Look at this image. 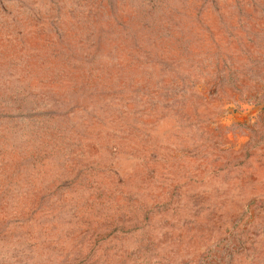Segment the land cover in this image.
<instances>
[{
  "label": "rangeland",
  "instance_id": "374dc122",
  "mask_svg": "<svg viewBox=\"0 0 264 264\" xmlns=\"http://www.w3.org/2000/svg\"><path fill=\"white\" fill-rule=\"evenodd\" d=\"M0 264H264V0H0Z\"/></svg>",
  "mask_w": 264,
  "mask_h": 264
}]
</instances>
